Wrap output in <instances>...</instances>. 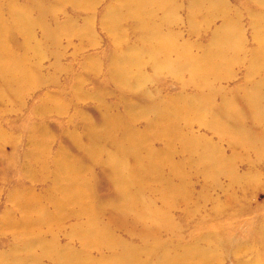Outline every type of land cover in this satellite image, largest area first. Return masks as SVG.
I'll return each instance as SVG.
<instances>
[{
    "label": "bare ground",
    "instance_id": "obj_1",
    "mask_svg": "<svg viewBox=\"0 0 264 264\" xmlns=\"http://www.w3.org/2000/svg\"><path fill=\"white\" fill-rule=\"evenodd\" d=\"M53 1H66L74 8H78L77 5L82 3L83 6L80 9L88 14L89 11L95 8L96 4L100 5L105 0H52L49 3L54 4ZM107 1L115 5V11L111 13L105 11L108 15L119 21L131 20L135 22V25L131 27L133 33L130 35L129 33L125 34V38L136 36V38L142 40L140 45L135 42L127 46V42H123V46H119L123 48L122 50L115 49V52L119 54L115 64L109 67L113 73H117V76H122L117 77L120 84L115 88L122 95L125 92L132 93L134 96L131 103H128L125 107L127 114L124 112V117L120 120L124 123V127L121 129L117 125L119 119L116 123H113L114 126L107 124L103 128L98 124V121H108L106 116L96 118V121L91 123L87 116L77 115L84 122V126L81 124V127L85 131V139L89 144L80 145L77 142V145H75V143H69L65 149H70L69 152L73 158L69 156L66 150L63 151L61 146H59L61 149H58V152L54 154L56 157H53L54 155L50 156V153L46 150L47 145H44L40 139L33 138L30 135L28 142L31 143V147L24 155L21 169L25 170L26 174H31L26 167V163H24L25 160L38 163L40 168L44 166L51 167L52 171L44 174V178L50 180V182L41 194L33 196L32 212L24 211L25 209L23 210L18 203V200L28 199L27 188L25 190L13 188L12 191H9V199L12 201L16 199L15 204L17 206L14 205L12 211L0 217V237H8V243L10 241L12 244L8 249L0 250V264H42V260L51 259L56 262H53L55 264H151L153 261H155V264H213L219 262L220 257H223L221 254L225 252L222 248L221 236L212 237L201 231L197 237L188 238L192 240L190 245L186 244L187 241H185V245L182 244L184 240L181 239L179 243L175 241L168 243L167 241L166 247H164L165 243L162 238L164 233L162 231L170 230V232L175 233L177 229L170 219L169 208L164 205H168L173 199L175 201V194L182 196L186 187L191 185L192 180L194 183L197 179V182H200L198 187L213 196H215L216 191L217 193L234 192L235 196H238L236 193L240 194L241 191L239 185L243 186L247 183L250 185V183L255 182V178L258 176L252 172V165H246V167H249V172L240 171L244 167L238 168V164L232 163L231 159L220 152L212 140H208L207 137L193 136V126L197 125L192 124H199L202 128L213 125V128L218 132L211 131L217 136L216 141H218L221 148L225 144L224 138L227 139V135H230L233 140H237L245 149L250 151L254 163L259 161V163H264V131L255 132V130H259L258 127L264 129V115L259 114L263 111L260 108L264 103V75L259 81L255 80L258 75L264 72V46L258 45L255 52H251L252 55L246 54V42L243 40L244 35L242 34L240 19L234 11L232 14L225 3L226 0H186L188 10L196 7L199 11L197 17L202 21L200 24L202 27L200 25L195 27L198 31H206L215 24V21L222 23L218 29L214 30L212 41L205 47L193 45L187 39V36L188 38L193 37L197 32L189 26L191 17H187L188 14L184 19L180 17L179 11L182 0ZM252 1L249 0V2ZM254 1L262 4L264 0ZM11 2H14V0H11ZM11 2L0 0V41L2 43L4 28H6V25H4L5 15L13 17L19 29L20 22L25 24L33 22L32 16L25 15L28 8L16 9V4H14L11 9L8 7ZM25 2L31 5L36 4L39 7L37 19L41 22H44L45 17L56 19L58 15L62 18L61 22H57L56 19L55 24L52 26H46L44 22L43 31L39 34L37 41L26 37L25 41L30 43V47L26 51L34 50L40 45V42L54 48L55 39H60L62 34L71 33L74 34V37L83 39L80 36L83 30L81 31L75 25L76 20L79 21L78 17L55 11L51 7H43L42 4H47V0H25ZM2 3L5 4L3 7H1ZM215 5L220 6L214 7ZM80 9L78 8V10ZM201 15H204L203 18L199 17ZM85 18L83 17L82 20ZM185 24H188V29L184 37L179 30ZM253 25L255 36H258V43H264V39H259L260 36H264V18L261 17L258 21L255 19ZM22 30H25V28L23 27ZM28 31L29 29L26 30V32ZM56 32H58L57 37ZM148 47L152 51H149ZM0 50L3 49L0 48ZM14 50L16 53L25 52L17 48H14ZM194 51L196 54L193 53ZM176 54H180V56L174 58L173 56ZM9 55L8 58L6 57L8 60L10 59L9 62H4L0 54V94L4 95L9 91L11 95H20L31 88L28 84L29 82L30 84L33 83L32 79L35 80V83L37 82L38 76L32 72L38 70L32 67V72L28 74L26 71L29 66L25 63L22 66L15 65L11 61L15 52L12 51ZM4 56L8 55L4 54ZM135 56L136 59L140 60H133ZM43 61L45 62V59L41 56L40 60L36 62L38 67ZM238 66H245L248 80H252V85H249L247 90L240 88L236 94L250 106L249 120L258 126L255 130L246 129L245 110L240 112L235 109L236 99L229 96L231 91H227L223 98H219L220 104L218 106H213L218 96H216V91L210 89L209 85L228 82L230 73L234 71L233 67ZM145 67L152 70L151 77L144 75ZM133 72L136 73L135 77L129 78L128 75ZM206 72H208L209 78H215L214 83L206 78ZM184 73L187 75L185 79L182 78L185 75ZM167 77H176L182 81L180 95H168L164 98L160 95L159 97L158 95L153 96L156 93L151 91H143L146 84L152 83L150 80ZM38 82L41 83V80H38ZM189 86L197 91L194 93L195 95L190 96V94L185 93ZM72 88L74 90L73 86ZM126 90L132 91L126 92ZM205 91L208 93H204ZM224 91V89H221L219 93L222 94ZM51 96L53 97L52 93H47L44 96L43 101L41 100L35 109V113L44 110L64 112L63 109L65 108L61 103L50 102L49 98ZM174 101L185 102L187 105L185 104L186 109H184L190 111L184 125L181 124L183 121L180 118L176 123V117H181L179 112L170 114L171 109H173L171 104ZM134 102H136L135 106ZM146 104H149V106L155 104L158 107L156 109L160 110V114L163 112V115L159 114L157 117L164 120L165 125L161 126L159 122H149L144 130L140 132L132 128V121L142 118V114L148 109L144 107L143 112L140 108ZM1 106L5 108L4 103ZM100 108L103 110V107ZM185 110L181 113H184ZM206 113L209 115L206 116ZM184 114L182 117H185ZM240 119L242 120L240 121ZM235 125H237V129L234 127ZM200 127L198 128L200 129ZM105 129L111 134L114 133V137H109L103 142L104 136L101 132H105ZM154 129H156L153 134L154 138L163 139V150L170 154V167L168 168L165 167L167 164L166 159L152 150L153 148L151 149L149 135ZM223 129H226V132H222ZM41 135L50 137L46 129L45 134ZM176 137L181 138L183 144L178 143ZM2 138H4V135L0 132V139ZM41 138L44 137L41 136ZM103 145L108 146V148H102ZM180 147L185 149L187 156L179 161L174 153ZM113 148L116 149L109 151V153L104 152L103 156L105 157L101 162L103 168L106 169V175L109 177L105 176L112 182L113 189H117V194L113 193L108 203L102 206L97 202L87 204L85 199L90 195V189L94 186L92 179H84L83 167L86 165V160L97 161L100 158L96 159L94 151H106L105 149L112 150ZM231 148L232 150L241 149L234 144L231 145ZM187 167L191 168L188 172H185L183 169ZM164 168L168 170L166 171ZM254 176L257 177L254 178ZM133 180L138 181L139 193H132L127 196V188L132 186ZM168 181L171 182L172 188L165 187L161 183ZM145 183L148 184L147 187ZM143 185L144 192L142 190ZM157 185L161 186L158 190H156ZM193 185H196V183ZM148 194L160 196L165 204L160 206L157 201L153 203L147 199ZM166 198L170 199L166 200ZM210 204H215V201L212 200ZM74 205H76V208L73 209L75 211L73 213L79 214L76 223H74L75 225L68 226V230L64 226H56L59 211L66 206ZM202 206L204 205L202 204ZM200 209V203L196 204L195 210ZM17 210H20V212H17ZM17 213L21 216L19 220H16L15 214ZM127 213V217L124 218L123 216ZM22 219H24V222ZM81 220L84 221L80 222ZM261 226L264 228V220L261 221ZM118 227L130 229L131 231H128L130 232L128 234L136 235L142 242L149 245L150 247H147L149 252L140 254V249L135 247L131 240L119 238L115 234ZM75 228L76 230H74ZM60 230L68 231L64 237L70 240V243L67 242L69 244L60 245L55 238L56 234H60ZM198 239L201 241L199 244H203L200 247L205 249L191 246L197 243ZM74 243H76V246ZM245 247L239 244L231 251L232 257L235 259L234 264H252V261L256 262V259L264 254V236L261 240L253 239L252 247ZM117 251L119 252L118 257L115 254ZM24 253L25 256L21 257V254ZM93 253H97L98 257L93 256ZM237 254H240V261L237 260ZM151 255V261L142 259V256L149 258ZM243 255H245V258L247 257V263L243 262Z\"/></svg>",
    "mask_w": 264,
    "mask_h": 264
},
{
    "label": "rangeland",
    "instance_id": "obj_2",
    "mask_svg": "<svg viewBox=\"0 0 264 264\" xmlns=\"http://www.w3.org/2000/svg\"><path fill=\"white\" fill-rule=\"evenodd\" d=\"M47 1V4H42L43 7H51L54 8L55 11L65 13L69 16L78 17L77 19H79V21L76 20L75 25L80 28L81 31L83 30L80 34L83 39H78L74 37V34L71 33L62 34L60 39H55L56 44L54 45V48L48 44L40 42V45H38L39 47L37 46L34 50L26 51L30 47V43L25 41L26 37H30L37 41L40 36L39 34H41V31H43L44 22L46 23V26H52L55 24L56 19L57 22H61L62 18L58 15L56 19L45 17L44 22H41V20L37 19L39 7L36 4L31 5L30 3H26L25 0H14V2L8 0V2H11L8 5V7L11 9L14 7V4H16V9L28 8L25 11V15L28 17L32 16L33 22L31 24L20 22L19 29L18 24L13 19V17L5 15L4 17L6 18V21L4 25H6V28L3 26L5 30L3 39L4 48L2 41H0V48L3 49L0 50V54L4 62H9L10 59H7L10 56L9 54H11L12 51L15 52L14 58L11 57V61L15 65L22 66V64L25 63L27 66H29L26 71L28 74L32 72V67H35L38 71H33L32 73H36L38 79L36 83L35 80L32 79L33 83L30 84L29 82L28 84L31 86V88L25 90L20 95H11L9 94V91L4 95L0 94V132H2L4 135V138L0 139V217L9 211H12V209H14V205L17 206V204H15L16 199L13 201L9 199L8 193L9 191H12L11 189L19 188L25 190V188H27L26 194L28 195V199H24L22 201L18 200V203L22 206L23 210L25 209L24 211L32 212L33 196L41 194L49 185L50 180L44 178V174L50 173L52 171L51 167L44 166L40 168L38 163L36 164L31 160H25L24 163H26V167L31 174H26L25 170L21 169V163L24 159V155L28 150H30L31 147V143L28 142L30 135L33 136V138L40 139L44 145H47L46 150H48L50 156H53L58 152V149L60 150L62 147L63 151L66 150L69 156L73 158L69 152L70 149H65L69 143H75V145H77V142L80 145L89 144L87 139H85V131L82 129L83 127H81V124L84 126V122L77 115L81 114L87 116L91 123L96 121V118H102L106 116L108 121H98V124L103 128L104 126H107V124H109V126H114L113 123H116V121L119 119L117 125L122 129L124 127V123H122L120 120L122 117H124L123 114L125 112V107L134 99L132 93L124 92L122 95L118 89L115 88L118 84H120V82L117 81V77L122 76H117V73H113L109 67L115 64L116 58L119 55L115 52V49L122 50L123 48H120L119 46H123V42H127V46L132 45L135 42H137L136 44L140 45L142 42V40L136 38V36L125 38V34L129 33L130 35L133 33V31H131V27L135 25V22L131 20L119 21L118 19L111 17V15H108L107 13L115 11V5H112V2H108L107 0H105L100 5L96 4L95 8L89 11L88 14H85L84 11L80 9L83 6L81 5L82 3L77 5V7L80 9L78 10V8H74L73 5L67 4L66 1H53L54 4L49 3V1L52 2V0ZM225 3L232 11V14L234 11L238 19H240L242 34L244 35L243 40L246 42V54L252 55L251 52H255V49H257L256 47L258 45L264 46L263 42L260 44L258 43V36H255L256 33L253 25L255 19L258 21L261 19V17L264 18V1L262 4H260L254 0L252 2H249V0H226ZM2 4L3 5L1 7L5 5L4 3ZM219 6L220 5H215L214 7ZM187 7L188 4L186 0H182L179 11L180 17L184 19L186 14H188L187 17H191V20H189V26L193 28V31L197 32L193 35V37L188 38L187 36L188 41H191L189 43L198 45L199 47L208 46V44L213 39L212 35L214 30L218 29L222 23L220 21H215V24H213L209 29L200 32L197 30V28H195L202 22L197 17L199 15L198 9L195 7L194 9L188 10ZM203 16L204 15H201L199 17L203 18ZM83 17L86 18L82 20ZM187 25L188 24H185L179 30L180 33L184 35V37L186 36V31L188 29ZM23 27L25 30H22ZM200 27H202V25H200ZM27 29H29L28 32H26ZM56 33L57 37L58 32ZM119 39L122 40V42H120ZM259 39H264V36H260ZM14 48L25 52L16 53ZM147 49L149 51L151 50L149 47ZM193 53H195V51ZM4 54H7L8 56H4ZM41 56L44 57L45 62L43 61L42 64H40L41 68H39L40 66L38 67L36 62L40 60ZM176 56L178 58L180 54H176L173 57L176 58ZM133 60L140 59H136L135 56ZM233 68L234 71L230 73L228 82L223 84L218 83L209 85L210 89L216 91V96H218V99L214 101L213 106H218L220 104V99L224 97L225 93L227 91H231L229 96H232V99H236V104L234 105L235 109L240 112L245 110L244 112L247 118V120H245L246 129L250 128L251 130H255L257 125L251 123L252 121L249 120L250 106L246 103V101L241 99L240 96L236 94L237 90H240V88H242V90H247V87L252 85V80H248L245 66ZM145 74L147 77H151L153 72L151 69L145 67L144 75ZM135 75L136 73L133 72L131 75L129 74L128 77L133 78ZM205 75L206 78L212 81V83L216 81L215 78L208 77V72H206ZM263 75L264 72L258 75L255 80L259 81ZM186 77L187 75L185 74L182 78L185 79ZM38 80H41V83H39ZM150 82L152 83L146 84V87L143 91H151L156 93L153 96L158 95L159 97L160 95L161 97L166 98L168 95L176 96L178 94L180 95L182 92V81L176 77H167L164 79L156 78L150 80ZM72 86L74 87L76 93ZM221 89L225 90L222 94L219 93ZM186 90L187 92L184 89L185 93L187 95L190 94V96L195 95L194 93L197 92L190 86L187 87ZM130 91L132 90H126V92ZM47 93H52L53 95V97L51 96L49 98L50 102L62 104V106L65 108L63 109L64 112H48L46 110H42L43 112L35 113V109L38 107L39 103ZM204 93L208 92L205 91ZM3 103L5 108L4 106H1ZM135 104L136 102H134V106ZM172 104L171 107L173 109H171L172 111L170 114L173 112H179L181 114V117H176V123L180 118L181 121H183L181 124H186L184 123L186 122L185 119H187L190 114V111L185 110L187 104L183 101H174ZM100 107H103V110ZM144 107H147L148 110L142 114V118L132 121V128L134 130L142 132L146 124L149 122H159L161 126L165 125V121L157 117L160 114V110L156 109L158 107H156L155 104L152 106L146 104L145 106L141 107L140 109H142L143 112ZM260 109H263V111L259 114L264 115V103H262ZM183 110H185L184 113L188 115L187 117L184 113H181ZM183 114L185 117H182ZM160 115H163V112H161ZM205 115L208 116L209 114L206 113ZM241 120L242 119H240V121ZM192 125H197L200 127L199 124ZM197 126H193L194 132L192 135L207 137L208 140H212L217 145L220 152L231 159L232 163L238 164V168L244 167L240 169V171L243 170L245 172H249V167H246V165H252V172H254V175L257 174L258 176H254V178L257 177L255 178V182L250 183V185H248V183L247 185L243 186L239 185V189L241 191L240 194L236 193L238 196H235L234 192L231 193L225 191L222 193H217L216 191L215 196H213L202 191L200 187H198L200 182H197V179L194 181V183L192 180L191 185L186 187L182 196L175 194L174 196L177 200L175 199L174 201L173 199V201H170L168 205H164L165 202L160 196L149 194V197L147 195L146 196L148 197L147 199L153 203L157 201L158 205H164L169 208L170 219L177 228L175 233L170 232V230L162 231L164 233L162 236L165 243L164 247H166L167 241L168 243H170V241L179 243V240L181 239L184 240L182 244L185 245V241H187L186 244L190 245V243H192V240H189L190 237H197L202 231L205 234L211 235L212 237H222V248L225 250V252L221 254L223 257H220V261L214 262L213 264H234L235 259L232 257L231 251L234 250L237 245L242 244L244 247H252L253 239L261 240L264 236V228L261 226V221L264 220V163H259L260 161L254 163V160L251 158L252 156L250 155V151L245 149L237 140H233L230 135H227V139L224 138L225 144H223L221 148L218 144V141H216L217 136L211 131H217L213 128V125H210L207 128L200 127V129ZM236 126L237 125L234 127ZM44 128L49 132L50 137L47 135H41L45 134ZM258 128L259 130H255V132L264 131L263 128ZM155 131L156 129H154L149 135L151 138V149L153 148L152 150L156 151L157 154L162 155V157L166 159L167 164L165 167L168 168L170 167V154L163 150V139L154 138L153 134ZM222 132H226V129H223ZM101 134L104 136L102 140L103 142L109 137H114V133L111 134L107 132V129H105V132L102 131ZM40 135L44 138H41ZM119 138L121 137L119 136ZM175 139L178 141V143H182L181 138L176 137ZM233 144L237 148L241 149L232 150L231 145ZM103 147L108 148L106 145H103L102 148ZM115 149L116 148H113L112 150L105 149L106 151L96 150L93 153L96 159H100L97 161L95 160L94 162L86 160V165L83 167V174H85L84 179H92L94 186L92 189H90V195L92 196L89 195L85 199L87 204L97 202L102 206L108 203L113 193L117 194V189H113L112 182L106 177L108 175H106V169L103 168V164L101 162L104 160L103 157H105L103 156L104 152L109 153V151H114ZM184 150V148L182 149L180 147L179 150L174 153L179 161L183 160L187 156ZM53 157H56V155ZM190 168L191 167H187L183 170L188 172ZM165 170L167 171L168 169ZM150 172L152 171L150 170ZM168 182L161 183H163L165 187L169 186L172 188L171 182ZM173 182L176 185L175 181ZM195 183L196 185H193ZM147 185L148 184L145 183L146 187ZM160 187V185H157L156 190L160 189ZM139 190L140 186L138 181L133 180L132 186L127 188V196H130L132 193L138 194ZM142 190L144 192V185L142 186ZM168 199L170 198H166V200ZM212 200L215 201V204H210L212 203ZM198 203H200L201 209L195 210L196 204ZM202 204L204 206H202ZM50 208L52 209V207ZM75 208L76 205L62 208L58 213V219L55 223L56 226L60 227L61 225V227L64 226V228L68 230V226L71 224L75 225L74 223H76V218L79 217L78 213V215L73 213L75 212L73 211ZM17 212H20V210H17ZM127 215L128 213L123 217L126 218ZM15 216L16 220H19L21 217L19 213L15 214ZM23 220L24 219H22V221ZM82 221L84 220H81L80 222ZM67 230H60V234H56L55 236L60 245H67L70 243V240L64 237V235H67L68 233ZM74 230H76V228ZM128 231L131 230L118 227L115 231V234H117L121 239L124 238L131 240V243L140 249V254H145L147 251L149 252V248L147 247L150 246L142 242V240L136 235L128 234L130 233ZM212 241H214V239H212ZM200 242L201 241L198 239V242L191 246H194L198 249H205L204 247H200L203 245L199 244ZM74 244L76 246V243ZM11 245L12 244L10 241L8 243V237H0V250H6ZM115 254L117 257L119 256L118 251ZM92 255L98 257L97 253H93ZM24 256L25 253L21 254V257ZM239 256L240 254H237V260L240 261L241 258ZM243 257V262L247 263V257L245 258V255H243ZM142 259L145 261H151L152 255L149 258L142 256ZM53 262L55 261L51 259L44 261L42 260L41 263H56ZM253 263L264 264V254L260 256V258H257L256 262L252 261V264ZM151 264H155V261H153Z\"/></svg>",
    "mask_w": 264,
    "mask_h": 264
}]
</instances>
